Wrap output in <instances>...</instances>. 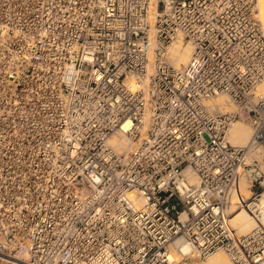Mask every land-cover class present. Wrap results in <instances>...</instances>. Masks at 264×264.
I'll return each mask as SVG.
<instances>
[{"label":"built area","instance_id":"obj_1","mask_svg":"<svg viewBox=\"0 0 264 264\" xmlns=\"http://www.w3.org/2000/svg\"><path fill=\"white\" fill-rule=\"evenodd\" d=\"M257 11L256 0H0V264H199L217 250L264 264ZM177 34L192 47L180 69L166 61ZM218 95L238 108L210 110ZM238 119L245 145L227 139ZM116 134L130 148L110 144ZM242 175L257 222L238 233L228 216Z\"/></svg>","mask_w":264,"mask_h":264},{"label":"bare ground","instance_id":"obj_2","mask_svg":"<svg viewBox=\"0 0 264 264\" xmlns=\"http://www.w3.org/2000/svg\"><path fill=\"white\" fill-rule=\"evenodd\" d=\"M258 7V20L261 24L262 32L264 34V0H256ZM175 40V41H174ZM171 42V46L168 49V57L171 62H173V67L180 69L182 68L189 60L191 55L192 47L189 43L186 45H182V36L181 34H177L176 38ZM151 62L149 67L152 66V57L150 58ZM172 66V65H171ZM262 90V94H264V82L259 84L258 86ZM255 100V97L253 98ZM205 104L208 106L210 110L220 111L223 109L234 111L236 110L234 105L228 100V98L224 95H218L211 100L205 101ZM229 112V111H228ZM252 131L247 128V126L243 125L240 122H233L229 128L228 132V141L232 144L237 145H245L249 142L251 138ZM110 144H116L117 148L120 150H126L130 148L128 141L124 138L122 134H116L109 140ZM249 186L243 180V178H239L236 183L235 192L233 194L234 197L237 198V201L243 199L244 197H249ZM257 207L260 208L262 212V216L260 221L264 223V189L261 193L260 204L257 203ZM247 206L239 209L236 213H234L229 219L230 222L235 223L238 227L239 231H246L247 229H251L255 224V219L249 217V211H247ZM237 217L238 221L234 219ZM249 229V230H250ZM247 230V231H249ZM246 231V232H247ZM204 264H231L229 259L226 257L223 251H216L209 254L203 262Z\"/></svg>","mask_w":264,"mask_h":264},{"label":"rangeland","instance_id":"obj_3","mask_svg":"<svg viewBox=\"0 0 264 264\" xmlns=\"http://www.w3.org/2000/svg\"><path fill=\"white\" fill-rule=\"evenodd\" d=\"M257 9H258V7H257ZM257 13H258V11H257ZM175 41V40H174ZM187 44V42L186 41H184V40H182V45H186ZM171 46V45H170ZM166 61H167V63L168 64H170V65H172V66H174L173 65V62H171L170 61V59H169V57H168V54L166 55ZM264 81H262L261 83H263ZM260 83V84H261ZM259 86V85H258ZM257 86V88H256V93H261L262 92V90L259 88ZM224 96H226V95H224ZM227 97V96H226ZM228 98V97H227ZM211 100V99H210ZM228 100L230 101V99L228 98ZM231 102V101H230ZM232 103V102H231ZM233 104V103H232ZM234 105V107H235V109H237L238 107L235 105V104H233ZM222 112H228V111H230V110H226V109H223V110H221ZM235 122V121H234ZM236 122H240V123H242L243 125H245V126H247V128H249V130H251V128H250V126H249V124H248V122L246 121V120H243V119H238V120H236ZM228 137V136H227ZM239 178H243V180H245V182L248 184V186H250L249 185V182H248V179L245 177V176H240ZM239 180V179H238ZM237 180V181H238ZM237 183V182H236ZM264 189V188H263ZM249 190H250V188H249ZM263 191V190H262ZM250 191H249V196H250ZM234 194V193H233ZM261 197V196H260ZM249 197H244L243 199H241V200H239V202L241 203V205H242V207H233L234 205L232 204L231 205V207H233V209L231 210V214L228 216V218L230 217L231 218V216L234 214V213H236L239 209H241V208H243V207H245V206H247L248 204H249ZM237 201V198H235L234 197V199H233V202H236ZM253 201H255V200H253ZM258 203L260 204V198H259V201H258ZM249 208V209H248ZM247 209V211H249V217H251V218H253L254 219V216L251 214V208H250V206L249 207H247V208H245V210ZM229 218V219H230ZM229 219H228V223H229V225L231 226V227H234L237 231H238V233H244V232H246L247 230H249V229H247L246 231H239L238 230V227H237V225L235 224V223H232V222H230L229 221ZM235 220H236V222L238 221V219H237V217H235L234 218ZM256 221V220H255ZM257 222V221H256ZM218 251H223V250H217V252ZM216 252V251H215ZM224 252V251H223ZM225 253V252H224ZM225 255H226V257L228 258V256H227V254L225 253ZM207 258V257H206ZM206 258H204V259H202L201 260V262L199 263V264H204L203 262H205V260H206ZM229 259V258H228ZM230 261V260H229Z\"/></svg>","mask_w":264,"mask_h":264}]
</instances>
